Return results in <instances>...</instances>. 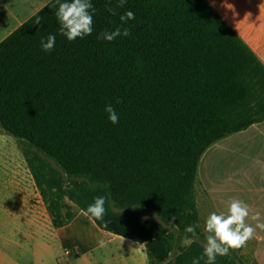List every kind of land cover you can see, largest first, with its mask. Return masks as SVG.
Here are the masks:
<instances>
[{
	"label": "trees",
	"instance_id": "1",
	"mask_svg": "<svg viewBox=\"0 0 264 264\" xmlns=\"http://www.w3.org/2000/svg\"><path fill=\"white\" fill-rule=\"evenodd\" d=\"M91 2L83 39L60 34L53 0L0 44V133L20 148L56 229L75 218L71 204L84 212L106 196L103 220L91 218L99 229L145 245L151 264H193L208 235L199 164L264 121V63L207 0ZM127 11L135 19L122 23ZM118 27L130 35L98 39ZM240 251L215 264H248Z\"/></svg>",
	"mask_w": 264,
	"mask_h": 264
},
{
	"label": "crops",
	"instance_id": "2",
	"mask_svg": "<svg viewBox=\"0 0 264 264\" xmlns=\"http://www.w3.org/2000/svg\"><path fill=\"white\" fill-rule=\"evenodd\" d=\"M52 1L0 0V44ZM218 157L226 172L208 180L205 213H226L228 201L238 198L249 205L248 224L264 223V121L210 147L208 171ZM4 208L0 201V264H151L145 245L99 229L80 210L68 226L56 229L47 208L40 216L26 212L25 204ZM257 212L260 220L254 221ZM250 240L256 264H264V230L257 228Z\"/></svg>",
	"mask_w": 264,
	"mask_h": 264
},
{
	"label": "rangeland",
	"instance_id": "3",
	"mask_svg": "<svg viewBox=\"0 0 264 264\" xmlns=\"http://www.w3.org/2000/svg\"><path fill=\"white\" fill-rule=\"evenodd\" d=\"M213 8L235 29V31L251 46L264 63V0H207ZM219 157H221L219 155ZM217 158L208 171V151L204 154L198 169L197 202L201 207L204 222L208 205V180L223 177L225 162ZM205 160V161H204ZM0 201L4 202L7 210L13 206L26 205L27 212L40 216L47 208L26 160L16 144L9 136L0 133ZM76 214L79 208L73 204ZM37 206V208H36ZM31 214V213H30ZM50 216V214H49ZM52 220V219H51ZM188 245V244H187ZM253 241L248 240L241 247L240 253L247 259L248 264H256L252 255Z\"/></svg>",
	"mask_w": 264,
	"mask_h": 264
},
{
	"label": "clouds",
	"instance_id": "4",
	"mask_svg": "<svg viewBox=\"0 0 264 264\" xmlns=\"http://www.w3.org/2000/svg\"><path fill=\"white\" fill-rule=\"evenodd\" d=\"M126 0H119L116 7H123ZM58 10L56 16L60 24V34L65 36L68 41H74L77 38L83 39L92 34L93 31V4L91 0H65L60 2L57 0ZM111 14L115 15V8L107 9ZM135 19V14L131 11L125 12L120 16L122 23H127L129 20ZM39 23V21H37ZM123 35L127 37L130 31L127 28L121 30L116 28L114 31H104L98 35V39L113 41L117 37ZM56 37L49 35L41 40V48L44 52H51L55 47ZM105 111L108 113L109 121L115 125L119 122V116L111 104L106 105ZM106 196H97L93 203L89 204L84 210V214L96 220H103L106 214ZM249 205L238 199L232 198L228 201L226 213L217 214L212 212L205 220V232L208 235L205 237L206 244L204 246L203 255L193 261V264H199V260L203 257L207 258L206 264H215L217 256H227L229 250L240 249L246 242L251 239L255 230H264V223H256L255 228L248 224ZM175 220V216L172 218ZM254 221L260 220V213L257 212L252 216ZM174 229L178 226L169 223ZM199 225H189L185 228L186 234H191V238L186 237L185 243L191 244L194 239H197L196 228ZM103 244V241L100 242Z\"/></svg>",
	"mask_w": 264,
	"mask_h": 264
},
{
	"label": "built area",
	"instance_id": "5",
	"mask_svg": "<svg viewBox=\"0 0 264 264\" xmlns=\"http://www.w3.org/2000/svg\"><path fill=\"white\" fill-rule=\"evenodd\" d=\"M32 175V174H31ZM32 178H33V176H32ZM34 179V178H33Z\"/></svg>",
	"mask_w": 264,
	"mask_h": 264
},
{
	"label": "bare ground",
	"instance_id": "6",
	"mask_svg": "<svg viewBox=\"0 0 264 264\" xmlns=\"http://www.w3.org/2000/svg\"><path fill=\"white\" fill-rule=\"evenodd\" d=\"M205 161V160H204Z\"/></svg>",
	"mask_w": 264,
	"mask_h": 264
}]
</instances>
